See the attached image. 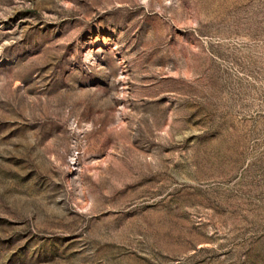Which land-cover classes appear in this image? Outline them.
Listing matches in <instances>:
<instances>
[{
  "label": "rangeland",
  "instance_id": "374dc122",
  "mask_svg": "<svg viewBox=\"0 0 264 264\" xmlns=\"http://www.w3.org/2000/svg\"><path fill=\"white\" fill-rule=\"evenodd\" d=\"M0 264H264V0H0Z\"/></svg>",
  "mask_w": 264,
  "mask_h": 264
}]
</instances>
